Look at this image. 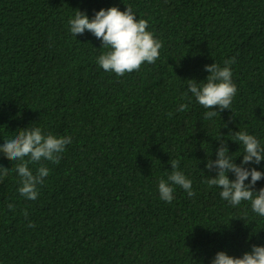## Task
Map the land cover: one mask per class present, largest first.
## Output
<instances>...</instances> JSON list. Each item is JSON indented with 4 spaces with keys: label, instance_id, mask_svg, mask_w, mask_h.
Listing matches in <instances>:
<instances>
[{
    "label": "trees",
    "instance_id": "16d2710c",
    "mask_svg": "<svg viewBox=\"0 0 264 264\" xmlns=\"http://www.w3.org/2000/svg\"><path fill=\"white\" fill-rule=\"evenodd\" d=\"M127 5L163 46L154 63L117 76L97 63L109 49L89 31L74 36L69 21ZM232 57L231 109L205 120L212 109L188 80ZM35 127L72 139L59 164H29L34 174L49 169L36 200L18 191L19 161L0 153V264H211L219 251L242 257L264 246L251 202L233 206L205 183L220 139L238 165L236 132L264 147V0H0V145ZM170 160L194 196L174 186L171 203L160 198ZM244 166L264 172V160Z\"/></svg>",
    "mask_w": 264,
    "mask_h": 264
},
{
    "label": "clouds",
    "instance_id": "9594fccd",
    "mask_svg": "<svg viewBox=\"0 0 264 264\" xmlns=\"http://www.w3.org/2000/svg\"><path fill=\"white\" fill-rule=\"evenodd\" d=\"M69 24L74 36L89 31L101 40L102 47L109 50L98 57L97 63L103 70L114 72L117 76L138 71L145 62L154 63L159 58L163 46L162 41L148 31V21L137 19V14L128 5L124 11L116 6L102 8L93 18H89L86 12L78 10ZM234 63L235 57H232L224 61V67L217 63L206 65L205 70L209 72L206 80L200 82L195 79L188 80L187 92H190L205 109H212L204 113L205 120L215 117L217 112L231 109L233 98L237 93L230 67ZM187 107L188 105L182 104L177 111L183 112ZM71 139V136L58 137L51 133L45 135L39 127L23 128L13 139L5 140V143L0 145V153L10 161H19L15 170L21 177L18 191L22 197L36 200L39 195L37 186L43 184L44 178L49 175V169L43 165L34 174L29 164H35L42 159L59 164L60 154L65 151ZM220 140L222 142L216 151L217 158L208 159L206 164L208 170L215 169L216 175L209 176L205 183L210 187H219L221 198L233 206H238L242 201H250L252 210L264 217V188L259 191L254 189L257 181L264 178V172L255 167L244 166L259 164L264 160V147L254 135L244 131L236 132L234 141L243 145L245 153L242 163L238 165L229 155L227 143ZM169 163L173 171L167 180L159 181L160 198L171 203L174 199V186H180L189 196H194L192 180L178 170L179 160H170ZM229 172L235 175V179L229 178ZM7 174L8 168L0 165V180ZM249 176L251 180L246 184L245 181ZM8 207L10 210L14 209L13 204H9ZM24 215H28L27 209ZM28 226L34 227V224L29 222ZM211 264H264V246L254 244L251 251L245 252L242 257L219 251Z\"/></svg>",
    "mask_w": 264,
    "mask_h": 264
}]
</instances>
